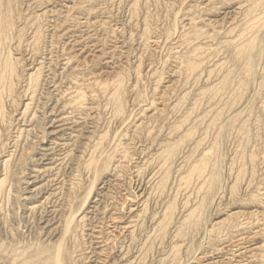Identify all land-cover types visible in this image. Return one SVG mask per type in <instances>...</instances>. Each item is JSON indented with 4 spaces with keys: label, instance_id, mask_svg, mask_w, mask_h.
Wrapping results in <instances>:
<instances>
[{
    "label": "rangeland",
    "instance_id": "374dc122",
    "mask_svg": "<svg viewBox=\"0 0 264 264\" xmlns=\"http://www.w3.org/2000/svg\"><path fill=\"white\" fill-rule=\"evenodd\" d=\"M0 11V264H264V0Z\"/></svg>",
    "mask_w": 264,
    "mask_h": 264
},
{
    "label": "bare ground",
    "instance_id": "6f19581e",
    "mask_svg": "<svg viewBox=\"0 0 264 264\" xmlns=\"http://www.w3.org/2000/svg\"><path fill=\"white\" fill-rule=\"evenodd\" d=\"M0 1H1V0H0ZM2 3H3V2H2ZM2 3H1V4H2ZM10 3H11V2H10ZM2 7H3V6H2ZM10 7H12V6H10ZM49 8H50V7H49ZM8 10H9L10 13H11V9L9 8ZM2 11H3V9H2ZM37 11H38V10H37ZM0 12H1V11H0ZM2 13H3V12H2ZM5 15H7V13H5ZM8 15H9V14H8ZM2 16H3V15H2ZM4 17H5V16H4ZM12 17H14V15H12ZM0 18H2V17H0ZM6 18H7V17H6ZM0 21H2V19H0ZM7 21H9V20L7 19ZM0 23H1V22H0ZM11 23H12V18H11ZM80 23H81V22H80ZM1 25H2V24H1ZM7 25H8V24H7ZM9 26H10V24H9ZM9 26H8V27H9ZM14 26H15V25H14ZM14 26H12V27H14ZM1 28H2V27H1ZM13 29H15V28H13ZM9 31H10V30H9ZM9 31H8V32H9ZM12 31H13V30H12ZM8 32H7V33H8ZM14 32H15V31H14ZM51 32H52V31H51ZM91 32H92V31H91ZM7 33H6V34H7ZM0 34H2V32H1ZM8 34H9V33H8ZM15 34H16V33H15ZM235 34H236V33H235ZM12 35H13V32H12ZM28 37H29V36H28ZM0 38H1V37H0ZM6 39H7V38H6ZM11 39H12V38H11ZM0 40H2V38H1ZM3 40H4V39H3ZM3 40H2V42H3ZM9 41H10V40H9ZM4 42H5V41H4ZM4 42H3V43H4ZM15 42H16V41H15ZM8 43H9V42H8ZM6 44H7V42H6ZM15 44H16V43H15ZM12 45H13V44H12ZM0 47H2V46L0 45ZM8 51L10 52V51H13V50H8ZM29 51H30V50H29ZM260 51H261V50H260ZM41 53H42V52H41ZM259 53H260V52H259ZM11 55H12V54H11ZM22 55H23V54H22ZM7 56H8V55H7ZM7 56H6V57H7ZM12 57H13V56H12ZM12 57H11V58H12ZM41 57H42V56H41ZM47 57H48V56H47ZM2 58H3V57H2ZM11 58H9V59L11 60ZM249 58H250V57H249ZM9 59H8V60H9ZM26 59H27V58H26ZM48 59H49V58H48ZM250 59H251V58H250ZM250 59H249V60H250ZM24 60H25V59H24ZM5 61H6V60H5ZM55 61H56V60H55ZM253 61H254V60H253ZM247 62H248V61H247ZM1 63H2V62H1ZM13 63H14V65H15V62H13ZM37 63H38V62H37ZM242 63H243V62H242ZM5 64H6V62H5ZM253 64H254V63H253V62L251 63V61L248 63V65H249L250 67H251ZM10 65H11V64H10ZM10 65H9V66H10ZM254 65H255V64H254ZM260 65H261V64H260ZM1 66L4 67V65H1ZM1 66H0V67H1ZM261 66H262V65H261ZM7 67H8V66H7ZM16 67H17V64H16ZM252 67H253V66H252ZM15 69L17 70L18 68H15ZM5 70H6V69H5ZM7 70H9V69H7ZM205 70H206V69H205ZM250 71H251V69H250ZM3 72H4V70H3ZM13 72H14V69L11 68V73H10V72H8V73H10V74L13 75ZM23 72H24V71H23ZM8 73L6 72V75H7ZM14 73H18V72H14ZM3 74H4V73H3ZM18 74H19V73H18ZM18 74H17V75H18ZM6 75H4L3 78H2V77H1V78H2L3 80H5V78H7ZM20 75H21V74H20ZM20 75H18V76L21 77ZM25 75H26V73H25ZM8 76H9V75H8ZM33 76H34V74H33ZM10 77H11V76H9V78H10ZM13 77H14V76H13ZM37 77H38V76H37ZM11 78H12V77H11ZM22 78H23V76H22ZM35 78H36V77H35ZM2 79H1V80H2ZM14 79H15V78H14ZM14 79H13V81H14ZM30 79H31V78H30ZM230 79H231V78H230ZM7 80H8V79H7ZM11 80H12V79H11ZM15 80H16V79H15ZM17 80H18V79H17ZM13 81L11 82L10 86H12V83H16V82H13ZM30 81H31V80H30ZM32 81H33V79H32ZM36 81H37V79H36ZM3 82H4V81H3ZM7 83H8V82H7ZM9 83H10V80H9ZM22 83H23V82H22ZM0 84H1V83H0ZM18 84H19V82H18ZM18 84H17V85H18ZM19 85H20V84H19ZM204 85H205V84H204ZM13 86H15V84H14ZM13 86H12V88H14ZM25 86H26V85H25ZM32 86H33V85H32ZM34 86H35V85H34ZM0 87H1V85H0ZM29 87H30V86H29ZM199 87H200V86H199ZM1 88H2V87H1ZM9 88H10V87H9ZM12 88H10V89L13 90ZM23 88H24V87H23ZM15 89H16V87H15ZM29 89H31V88H29ZM6 90H7V89H6ZM8 90H9V89H8ZM11 90H10V92H11ZM31 90H32V89H31ZM1 92H2V91H1ZM6 92H7V91H6ZM8 92H9V91H8ZM13 92H14V94L16 93L15 90H14ZM13 92H12V93H13ZM2 93H4V92H2ZM14 94H12V95H14ZM1 95H2V94H1ZM3 95H7V94H3ZM3 95L1 96L2 98H3ZM19 96H20V95H19ZM27 96H28V95H27ZM4 97H6V96H4ZM15 97L17 98L16 94H15ZM2 98H1L0 102L3 100ZM13 98H14V97H13ZM4 99H5V98H4ZM8 99H9V98H8ZM27 99H28V98H27ZM5 100H6V99H5ZM14 100H15V99H14ZM16 100H17V99H16ZM16 100H15V101H16ZM191 100H192V99H191ZM3 101H4V100H3ZM15 101H13V103H14ZM223 101H224V100H223ZM238 101H239V100H238ZM43 102H44V101H43ZM205 102H206V101H205ZM15 103H16V102H15ZM3 104H4V103H3ZM14 105H15V104H14ZM202 106H203V105H202ZM11 107H12V106H11ZM28 107H29V106H28ZM26 108H27V107H26ZM37 108H38V107H37ZM200 110H201V109H200ZM19 111H20V110H19ZM20 112H21V111H20ZM24 112H25V111H24ZM215 112H216V111H215ZM232 112H233V111H232ZM232 112H231V113H232ZM0 113H2V112H0ZM6 113H7V112H6ZM6 113H5V114H6ZM5 114H4V115H5ZM245 114H246V113H245ZM6 115L9 116L8 114H6ZM6 115L4 116L5 118H6ZM230 115H231V114H230ZM32 116H33V115H32ZM210 117H211V116H210ZM11 118H13V117L11 116ZM225 118H226V117H225ZM9 119H10V118H9ZM0 120H1V118H0ZM7 120H8V119H7ZM33 120H34V119H33ZM61 120H62V119H61ZM30 121H31V120H30ZM190 121H191V120H190ZM6 122H7V121H6ZM6 122H5V123H6ZM44 122H45V121H44ZM36 123H37V122H36ZM36 123H35V124H36ZM1 124H2V123H1ZM6 124H7V123H6ZM10 124H11V123H10ZM29 124H30V123H29ZM14 125H15V124H14ZM62 125H63V124H62ZM70 125H71V124H70ZM4 126H5V125H4ZM6 126H7V125H6ZM8 126H9V124H8ZM10 126H11V125H10ZM35 126H36V125H35ZM59 126H61V125H59ZM225 126H226V125H225ZM56 127H57V126H56ZM4 128H5V127H4ZM9 128H10V127H9ZM18 128H19V127H18ZM35 128H36V127H35ZM11 129H12V128H11ZM5 130H7V129L5 128ZM12 130H13V129H12ZM18 130H19V129H18ZM7 131H8V130H7ZM20 132H21V131H20ZM36 132H37V131H36ZM4 133H5V132H4ZM7 133H8V132H7ZM28 133H29V132H28ZM209 133H210V132H209ZM226 133H227V132H226ZM163 134H164V133H163ZM7 135H8V134H7ZM28 136H29V135H28ZM36 136H37V135H36ZM10 137H11V136H10ZM0 138H2V137L0 136ZM7 138H8V136H7ZM7 138H6V139H7ZM16 139H17V137H16ZM7 141H8V140H7ZM32 141H33V140H32ZM114 141H115V140H114ZM116 142H117V140H116ZM25 144H26V141H25ZM23 147H24V146H23ZM154 147H155V146H154ZM181 148H182V147H181ZM202 152H203V151H202ZM11 153H12V152H11ZM97 153H98V152H97ZM4 155H5V154H4ZM12 155H13V154H12ZM97 155H98V154H97ZM100 155H101V154H100ZM102 155H103V154H102ZM85 157H86V156H85ZM103 157L105 158V156H103ZM247 158H248V157H247ZM8 159H9V158H8ZM6 160H7V159H6ZM12 160H13V159H12ZM99 162H100V161H99ZM182 162H183V161H182ZM100 163H101V162H100ZM4 164H5V162H4ZM14 164H15V163H14ZM204 164H205V163H204ZM5 165H6V164H5ZM105 165H106V164H105ZM13 166H14V165H13ZM262 168H263V167H262ZM97 169H98V168H97ZM199 170H201V169H199ZM203 170H204V169H203ZM193 171H194V170H193ZM5 172H6V171H5ZM257 172H258V171H257ZM73 173H74V172H73ZM148 174H149V173H148ZM193 174H194V173H193ZM202 174H203V173H202ZM215 174H216V172H215ZM219 174H220V173H219ZM248 174H249V173H248ZM258 174H259V173H258ZM55 175H56V174H55ZM195 175H196V174H195ZM222 175H223V174H222ZM193 176H194V175H193ZM203 176H204V175H203ZM208 176H209V175H208ZM191 177H192V176H191ZM201 177H202V176H201ZM213 177H214V175H213ZM206 179H207V178H206ZM206 179H205V180H206ZM212 179H213V178H212ZM214 179H215V178H214ZM218 179H219V177H218ZM218 179H217V180H218ZM228 179H229V178H228ZM132 180H133V179H132ZM145 180H146V179H145ZM221 180H222V179H221ZM2 181H3V180H2ZM136 181H137V180H136ZM218 181H219V180H218ZM256 181H257V180H256ZM95 182H96V181H95ZM205 182H206V181H205ZM214 182H215V180H214ZM221 183H222V182H221ZM1 184H2V183H1ZM210 184H211V183H210ZM217 184H218V182H217ZM214 185H215V184H214ZM137 186H138V185H137ZM143 186H144V185H143ZM213 187H214V186H213ZM108 188H109V187H108ZM91 189H92V188H90V190H91ZM90 190H89V191H90ZM213 190H216V189H212V191H213ZM60 192H61V191H60ZM69 192H70V191H69ZM214 192H215V191H214ZM64 193H65V192H64ZM91 193H92V190H91ZM58 194H59V193H58ZM92 194H93V193H92ZM86 195H87V194H86ZM219 195H220V194H219ZM79 196H80V195H79ZM200 196H201V195H200ZM7 197H8V196H7ZM55 197H56V196H55ZM85 197H86V196H85ZM85 197H84V198H85ZM89 197H90V193L87 195L86 199H84L85 201L82 203V206H81L77 211H75V213L73 212V215H70V217L67 219V223H66V227H65V228H66V229H65V232H66V231H69V230L72 229V225H73L74 221H76V218H77V219L79 218V217H78V214H79L80 212L82 213V211H83V209H84L83 207L86 206L85 204H86V202L88 201ZM57 198H58V197H57ZM90 198H91V197H90ZM216 198H217V197H216ZM192 199H193V198H192ZM205 199H206V198H205ZM79 200H80V199H79ZM124 200H125V199H124ZM54 201H55V200H54ZM215 201H216V200H215ZM8 202H9V201H8ZM53 204H54V203H53ZM109 205H110V204H109ZM72 206H73V205H72ZM144 207H145V206H144ZM76 208H78V207H76ZM215 208H216V207H215ZM71 209H72V208H71ZM188 209H189V208H188ZM209 209H210V208H209ZM43 210H44V209H43ZM74 210H75V209H74ZM65 211H66V210H65ZM71 213H72V210H71ZM81 213H80V214H81ZM61 214H62V213H61ZM206 215H207V214H206ZM83 216H85V215H83ZM207 216H208V215H207ZM92 217H93V216H92ZM95 217H96V216H95ZM90 218H91V217H90ZM94 219H95V218H94ZM40 220H41V219H40ZM81 220H82V219H81ZM79 221H80V220H79ZM77 223H78V222H77ZM115 223H116V222H115ZM117 224H118V223H117ZM120 225H121V223H120ZM189 226H190V225H189ZM62 227H64V226H62ZM128 228H129V227H128ZM106 230H107V229H106ZM202 230H203V229H202ZM61 231H62V230H61ZM136 232H137V231H136ZM61 235H62V234H61ZM66 235H67V234H66ZM205 235H206V234H205ZM204 237H205V236H204ZM195 241H196V240H195ZM134 245H135V244H134ZM61 250H62V247L59 248V252H58V254L60 253ZM89 255H90V254H89ZM235 255H236V254H235ZM58 256H59V255H58ZM58 256L56 257V260H57ZM191 258H192V257H191ZM130 260H131V259H130ZM204 263H205V262H204Z\"/></svg>",
    "mask_w": 264,
    "mask_h": 264
}]
</instances>
